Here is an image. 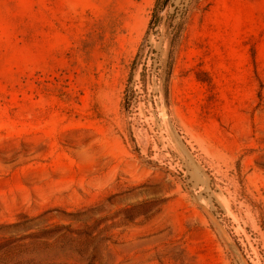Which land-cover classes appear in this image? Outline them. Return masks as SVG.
<instances>
[{
    "label": "rangeland",
    "instance_id": "obj_1",
    "mask_svg": "<svg viewBox=\"0 0 264 264\" xmlns=\"http://www.w3.org/2000/svg\"><path fill=\"white\" fill-rule=\"evenodd\" d=\"M164 3L0 0V264H264V0Z\"/></svg>",
    "mask_w": 264,
    "mask_h": 264
},
{
    "label": "trees",
    "instance_id": "obj_2",
    "mask_svg": "<svg viewBox=\"0 0 264 264\" xmlns=\"http://www.w3.org/2000/svg\"><path fill=\"white\" fill-rule=\"evenodd\" d=\"M151 28V24H149L148 26V29L146 30L145 32V35H144V38L138 48V51L131 63V67H130V73L128 75V78H127V82L129 83L132 79V76H133V72H134V69L140 64V61H141V58L143 57V54H144V48H145V41H146V38L148 36V32H149V29Z\"/></svg>",
    "mask_w": 264,
    "mask_h": 264
},
{
    "label": "water",
    "instance_id": "obj_3",
    "mask_svg": "<svg viewBox=\"0 0 264 264\" xmlns=\"http://www.w3.org/2000/svg\"><path fill=\"white\" fill-rule=\"evenodd\" d=\"M168 1H169V0H165V3H164V5H166V4L168 3Z\"/></svg>",
    "mask_w": 264,
    "mask_h": 264
}]
</instances>
